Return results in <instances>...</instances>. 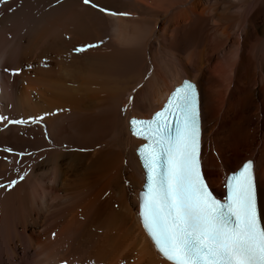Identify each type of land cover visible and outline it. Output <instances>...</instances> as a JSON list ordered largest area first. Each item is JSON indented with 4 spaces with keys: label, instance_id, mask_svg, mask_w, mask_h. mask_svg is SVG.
I'll return each mask as SVG.
<instances>
[{
    "label": "bare ground",
    "instance_id": "6f19581e",
    "mask_svg": "<svg viewBox=\"0 0 264 264\" xmlns=\"http://www.w3.org/2000/svg\"><path fill=\"white\" fill-rule=\"evenodd\" d=\"M0 62V114L43 116L0 122V264H170L138 219L128 119L182 78L206 182L224 195L252 158L264 223V0H3Z\"/></svg>",
    "mask_w": 264,
    "mask_h": 264
},
{
    "label": "snow or ice",
    "instance_id": "6c2138e0",
    "mask_svg": "<svg viewBox=\"0 0 264 264\" xmlns=\"http://www.w3.org/2000/svg\"><path fill=\"white\" fill-rule=\"evenodd\" d=\"M42 120L43 116L24 120L0 115L4 127ZM129 127L133 136L145 141L138 147L146 176L138 194V215L157 252L170 264H264V223L253 161L226 176L223 199L213 194L202 173L197 86L183 81L160 110L148 119L131 118ZM17 182L12 180L7 188Z\"/></svg>",
    "mask_w": 264,
    "mask_h": 264
},
{
    "label": "rangeland",
    "instance_id": "374dc122",
    "mask_svg": "<svg viewBox=\"0 0 264 264\" xmlns=\"http://www.w3.org/2000/svg\"><path fill=\"white\" fill-rule=\"evenodd\" d=\"M232 160H230V162H227L226 164H225V167L224 168H228V167H232ZM214 192H215V194L217 195V196H222V188H221V186H220V189H218V191L216 190V189H214Z\"/></svg>",
    "mask_w": 264,
    "mask_h": 264
}]
</instances>
